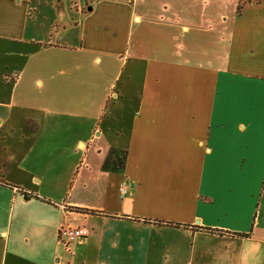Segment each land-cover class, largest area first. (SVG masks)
Returning <instances> with one entry per match:
<instances>
[{
  "label": "crops",
  "instance_id": "1",
  "mask_svg": "<svg viewBox=\"0 0 264 264\" xmlns=\"http://www.w3.org/2000/svg\"><path fill=\"white\" fill-rule=\"evenodd\" d=\"M82 6L0 0V264H264V0Z\"/></svg>",
  "mask_w": 264,
  "mask_h": 264
},
{
  "label": "built area",
  "instance_id": "2",
  "mask_svg": "<svg viewBox=\"0 0 264 264\" xmlns=\"http://www.w3.org/2000/svg\"><path fill=\"white\" fill-rule=\"evenodd\" d=\"M83 0H69L70 7L76 11H82ZM123 191V189L121 190ZM89 233V229L86 225H61L57 231L58 242L63 246L66 251L71 250V245L76 242H80Z\"/></svg>",
  "mask_w": 264,
  "mask_h": 264
},
{
  "label": "trees",
  "instance_id": "3",
  "mask_svg": "<svg viewBox=\"0 0 264 264\" xmlns=\"http://www.w3.org/2000/svg\"><path fill=\"white\" fill-rule=\"evenodd\" d=\"M125 153L123 151L112 149L105 159L102 167L105 170H116L123 166ZM209 230V229H208Z\"/></svg>",
  "mask_w": 264,
  "mask_h": 264
}]
</instances>
